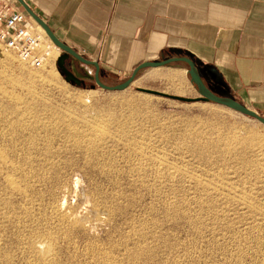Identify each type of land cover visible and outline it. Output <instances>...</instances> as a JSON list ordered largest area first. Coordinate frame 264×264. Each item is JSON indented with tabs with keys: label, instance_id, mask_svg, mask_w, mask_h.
Wrapping results in <instances>:
<instances>
[{
	"label": "rangeland",
	"instance_id": "1",
	"mask_svg": "<svg viewBox=\"0 0 264 264\" xmlns=\"http://www.w3.org/2000/svg\"><path fill=\"white\" fill-rule=\"evenodd\" d=\"M35 25L34 31L39 35ZM47 49L49 52H44ZM51 49L42 38L38 54L44 56L45 61L42 68L36 69L22 62L14 51L0 47V127L3 129L0 128V141L10 137L3 122H25L36 128L37 136L44 135L37 137L40 139L35 143V147L40 150L32 148L37 152L28 150L26 144H20L17 147L18 153H5L15 165L18 163L16 166H21L22 173L27 170L23 174L18 171L11 175L30 196L10 191L7 184L4 185L5 175L0 174V189L4 186L0 190V222L3 220L0 226L5 227L0 228V247L3 246L0 248V264H264V125L214 103H185L140 90H153L185 98L198 97L197 88L191 82L188 68L184 64L146 69L126 90L111 92L95 84L94 69L90 68L89 76L75 60H69L67 66L84 81L83 86L67 82L57 66L62 53ZM131 75L132 72L122 78L104 77L101 81L107 86H116ZM170 76L180 77L183 88L180 84L172 83L168 78ZM94 85L96 88L92 89ZM178 87L183 91L185 88V93H179ZM217 95L226 97L224 93ZM248 108L255 111L252 107ZM94 125L102 127L105 132ZM67 130L82 134L78 138L85 142L84 146H93L89 150V159L87 156L85 158L97 162L94 169L84 168L79 172L76 168L75 173L72 172V168L78 165L76 155L81 158V164L87 161H83L84 153L72 155L63 152L54 161H49L50 154L46 148H59L58 145L62 144L60 136L68 134ZM48 136L54 138L53 142ZM242 143L248 144L244 146ZM0 144L1 147L3 143ZM73 144L69 143V146ZM21 148L24 155L20 152ZM24 149H27L26 152ZM59 161L63 162L61 167L67 164V173L71 178L79 174L82 190L91 192L94 199L96 196L98 203L104 207L112 206L113 203L116 214L113 217L101 211L98 215H101V221L95 222L90 230L70 238V241H64L62 232L60 234L51 228L54 224L48 216L50 214L51 217L48 206L53 203L50 185L44 181L43 184H36L41 176H48L52 165L60 167ZM38 175L40 177L37 178ZM24 183L28 184L27 187ZM39 189L41 191L38 193ZM99 196L103 199L100 200ZM1 203L5 206L2 207ZM254 203L258 205L256 208ZM44 204L48 206L45 208ZM243 204L245 207L248 204V208L243 207ZM11 209L15 212H11ZM7 215L15 217L12 219ZM33 215H36L35 221ZM110 216L112 220L108 219ZM5 218H10L11 226V221ZM40 219L43 223L38 221ZM31 222L33 227L30 226ZM45 225L51 232L53 230L58 241L63 238L58 243L56 236L52 238L53 249L50 254L54 256L48 259L51 257L55 263L48 259L43 261L40 251L33 248V242L43 233ZM33 228L36 230L33 233L38 230L42 232L35 233L36 238L31 232ZM42 240L49 241L44 238ZM53 242H56L55 245ZM69 247L72 249L69 250ZM135 253L139 254V258H134Z\"/></svg>",
	"mask_w": 264,
	"mask_h": 264
},
{
	"label": "crops",
	"instance_id": "2",
	"mask_svg": "<svg viewBox=\"0 0 264 264\" xmlns=\"http://www.w3.org/2000/svg\"><path fill=\"white\" fill-rule=\"evenodd\" d=\"M25 2L63 43L99 63L101 78L185 56L212 92L264 116V0Z\"/></svg>",
	"mask_w": 264,
	"mask_h": 264
},
{
	"label": "bare ground",
	"instance_id": "3",
	"mask_svg": "<svg viewBox=\"0 0 264 264\" xmlns=\"http://www.w3.org/2000/svg\"><path fill=\"white\" fill-rule=\"evenodd\" d=\"M34 24H37V23H34ZM35 27H36V29H37V31L39 32V36L40 37H42L46 42H47V44H48V47H51L52 49L51 50H53V49H55V50H57V52L58 51H60V49L58 48V47H56L53 43H52V41L48 38V36L46 35V33H45V31H44V29L39 25V24H37V25H35ZM50 49V48H49ZM48 50V49H47ZM55 50H53L54 52H55ZM44 52H49V50L48 51H45L44 50ZM47 55H48V53H46ZM49 55H51V52H50V54ZM24 70V69H23ZM89 71H91L90 69H88ZM170 80H171V82L172 83H174V84H180L181 83V79H180V77H178V76H170V77H168ZM167 78V79H168ZM168 79V80H169ZM21 80V79H20ZM18 81V80H17ZM21 83V82H20ZM15 84H17V82L15 83ZM23 84V83H22ZM177 85V86H178ZM181 85V84H180ZM179 85V86H180ZM182 85H183V83H182ZM181 85V87L183 88V86ZM18 86H20V85H18ZM21 86H23V85H21ZM176 86V87H177ZM180 89L179 87L177 88L178 89V92L179 93H185L184 91H185V88H184V91H183V89ZM17 100V99H16ZM21 100V99H20ZM13 104H14V101H13ZM11 106V105H10ZM16 107H18V106H16ZM10 108H13V107H10ZM9 108V109H10ZM12 110V109H11ZM14 110V109H13ZM15 112V111H14ZM12 113H13V111H12ZM16 113H17V111H16ZM16 115H18V113L16 114ZM3 123H5V126L7 127V130H8V139H5V138H3V141H0V142H2L3 143V145L0 147V174H4L5 176H4V181H5V184L3 183V181H1V184L3 183L4 185H6L7 184V186H8V188H10L9 190L10 191H13V192H18L20 195H24L25 197L27 196L26 194H28L29 192H26V189H25V191L24 190H22V187L20 188V186H22V185H20L19 186V182H17L16 181V179H14V175L12 176L11 174H12V172H14L13 174H15V172H17V173H19L18 171H21L22 169H20V167L21 166H16L15 165V163L11 160V159H9L8 157L9 156H6V151H11V152H15V151H17V147H18V145H20V144H26V145H28V147L27 146H25L28 150H34V149H32V148H34L37 144H35L36 143V141L37 140H39L40 138H38L37 139V137H41V136H44V135H39V136H37V130H36V128H34L32 125H30V124H27V123H25V122H3ZM0 125H2V124H0ZM68 126H70V125H68ZM95 126V125H94ZM103 126V125H102ZM4 127V126H3ZM45 127V126H44ZM98 127L99 126H95V128H97L98 129ZM1 128V127H0ZM49 128V127H48ZM55 128V127H54ZM2 129V128H1ZM47 128H45V130H46ZM53 129V128H52ZM51 129V130H52ZM102 129V127L100 128L99 127V130H101ZM105 129V128H104ZM3 130V129H2ZM6 130V131H7ZM51 130H48V132L49 131H51ZM69 130H71V129H69ZM69 130H67L68 131V134H66L65 133V135H63V137L62 136H60L61 137V142L60 143H62V144H59L58 146H59V148H57L56 150L54 149L55 147H51V146H49L48 148H46L47 149V153L48 154H50V156H49V158H46V160L47 159H49V161H54V159L56 158V156H58V157H60L59 155L61 154V153H67V154H72V155H75L76 153H80L81 155L84 153V156H82V157H84V160L83 161H85V159H87V158H85L86 156L88 157L89 155H91V154H89V150H92L93 149V146H91V147H89V145H87V146H84V144H85V142H83L81 139H79L78 137L80 136V135H82V134H75L74 132H72V131H74V130H72V131H69ZM103 130V129H102ZM52 131H54V130H52ZM58 131V130H57ZM77 131V130H76ZM95 130H93V132H94ZM104 131V130H103ZM44 132V131H43ZM79 132V131H78ZM92 132V131H91ZM105 132V131H104ZM100 133V132H99ZM99 133H98V135H99ZM4 134V133H3ZM44 134H45V132H44ZM51 134V133H50ZM49 134V136H51ZM92 134H94V133H92ZM5 136H6V134H4ZM4 135H2V136H4ZM46 135H47V133H46ZM79 135V136H78ZM97 135V136H98ZM48 136V137H49ZM53 136V135H52ZM88 136V135H87ZM96 136V137H97ZM47 137V138H48ZM55 137H56V135H55ZM90 137H91V135H90ZM93 137V136H92ZM94 137H95V135H94ZM44 138V137H43ZM50 138V141L51 142H53L52 140L54 139L53 137H49ZM56 138H58V137H56ZM81 138H82V136H81ZM235 138V137H234ZM88 139V138H87ZM0 140H2L1 138H0ZM44 140H46V139H44ZM58 140V139H57ZM49 141V140H48ZM47 141V142H48ZM96 141V140H95ZM103 141V140H102ZM101 141V142H102ZM252 141V140H251ZM38 142V141H37ZM59 142V141H58ZM74 142V144L71 146H69V143L71 144V143H73ZM86 142H88L87 140H86ZM93 142V141H92ZM97 142V141H96ZM248 142V141H247ZM45 143V142H44ZM50 143V142H49ZM94 143V142H93ZM249 143V142H248ZM248 143H245V144H248ZM53 144V143H52ZM88 144H90V143H88ZM94 144H96V143H94ZM242 144H244V143H242ZM245 144H244V146H245ZM1 145V144H0ZM39 145V144H38ZM45 145V144H44ZM47 146L49 145V144H46ZM97 145V144H96ZM98 145H100V144H98ZM204 145V144H203ZM249 145H250V143H249ZM53 146V145H52ZM95 146V145H94ZM22 147H23V145H22ZM25 147H23V148H25ZM46 147V146H45ZM96 147V146H95ZM102 146L100 145V148H101ZM20 148V147H19ZM35 148H37V147H35ZM41 148V147H40ZM102 148H104V147H102ZM27 149H24L25 150V152H26V150ZM45 149V150H46ZM98 149V148H97ZM19 150V149H18ZM22 150V148L20 149V152H23V151H21ZM30 150V151H31ZM37 150L39 151L40 149L39 148H37ZM44 150V149H43ZM98 150H100V149H98ZM98 150H96V151H98ZM101 150H103V149H101ZM104 150H105V148H104ZM103 150V151H104ZM202 150V149H201ZM35 151V150H34ZM78 151V152H77ZM102 151V152H103ZM10 152V153H11ZM14 152H13V154H14ZM35 152H37V151H35ZM34 152V153H35ZM41 152V151H40ZM45 152V151H44ZM44 152H41V153H44ZM88 152V153H87ZM91 152V151H90ZM99 152V151H98ZM101 152V151H100ZM105 152H106V150H105ZM6 153V154H5ZM17 153H18V151H17ZM32 153V152H31ZM33 153V154H34ZM46 153V154H47ZM93 153V152H92ZM107 153V152H106ZM105 153V154H106ZM94 155H97L98 156V154H95V153H93ZM92 154V155H93ZM103 154V153H102ZM23 155H24V152H23ZM26 155V154H25ZM79 155V154H78ZM93 155V156H94ZM19 156H20V154H19ZM109 156V155H108ZM23 157V156H22ZM47 157V156H46ZM91 157V156H90ZM105 157V156H104ZM23 158H25V157H23ZM32 158V157H31ZM76 160L78 161V165L79 164H81V158L79 159L78 158V156L76 155ZM98 158H100V157H98ZM97 158V159H98ZM102 158V157H101ZM88 159H89V157H88ZM87 159V161L85 162V163H82L80 166H76L75 165V167L74 168H72V172H74L75 170H76V168H77V170H79V172H82V170H84V168H87V169H89V168H95L96 167V165L97 164H95V163H97L96 161H94V159H92V160H88ZM104 159H106V158H104ZM107 159H109V158H107ZM27 160H29V159H27ZM58 160V159H57ZM56 162H58V161H56ZM24 163H25V161H24ZM33 163V162H32ZM50 163V162H49ZM49 163H46V164H48L49 165ZM59 163H60V161H59ZM63 163V162H62ZM62 163H60V167H57V166H55V165H50L51 166V169H50V172L48 173V176H47V174H45L44 175V177L43 176H41L42 178L41 179H37L39 182L38 183H36V184H39V183H41L42 182V184H43V181L45 182V183H47L48 185H50L49 187V189H50V196L52 197V201H53V203H51V206H48L47 204H44L45 205V208H46V205L48 206V207H50V209H49V211L51 212V217H50V214L48 215L49 216V218L51 219L52 218V221H50L52 224H54L53 225V227H51L52 229H55V231L57 230L60 234H61V232H62V237L64 238V241H65V239H66V241H70V238H72V237H74V236H78L80 233H84L85 231H88V230H90L91 228H92V226H94V223L95 222H97L98 223V221L100 220V218L98 217V215L100 214V212L102 211V212H107V214L109 215V213H110V215L111 216H113L114 217V215H116V214H114V209H113V203H112V206H106V207H104V206H102L100 203H98L97 201H96V199H97V197L95 196V198L96 199H94V197H93V194L91 193V192H84L82 189V185H81V181L79 180V174H74V176L71 178L69 175L70 174H68L67 172H68V166H67V164H64V167H61L62 166ZM64 163H66V162H64ZM27 164V163H26ZM57 164V163H56ZM77 164V163H76ZM23 165V164H22ZM28 165V164H27ZM31 165V164H30ZM33 165V164H32ZM23 166H25V165H23ZM43 166H45V164L43 165ZM42 166V168H44ZM18 167V168H17ZM28 167V166H27ZM79 167V168H78ZM23 168V167H22ZM29 169H31V168H29ZM66 169V170H65ZM40 170V169H39ZM38 170V171H39ZM41 170H43V169H41ZM47 170V169H46ZM25 171V170H24ZM27 171V170H26ZM25 171V172H26ZM25 172H23V173H25ZM30 172V171H29ZM32 172V171H31ZM168 172V171H167ZM21 173H22V171H21ZM22 173V174H23ZM46 173H47V171H46ZM64 173H67V175L65 174L64 175ZM75 173V172H74ZM30 174V173H29ZM39 174H41V173H39ZM42 174H44V172L42 173ZM41 174V175H42ZM173 174V173H172ZM17 175V174H16ZM19 175H21V174H19ZM26 175V174H25ZM25 175L23 176V177H25ZM37 175V174H36ZM69 176V177H68ZM29 177V176H28ZM32 177V176H31ZM36 177V176H35ZM38 177H40L39 175L37 176V178ZM15 178H17V177H15ZM20 178H21V176H20ZM34 178V177H33ZM175 178V177H174ZM29 179H32V178H29ZM46 179H48V180H46ZM19 180V179H18ZM21 180V179H20ZM19 180V181H20ZM35 180H36V178H35ZM24 181H26L25 180V178H24ZM33 181V180H32ZM31 181V182H32ZM22 182V181H21ZM29 182V181H28ZM23 183V182H22ZM26 183V182H25ZM25 183L23 184V185H25ZM30 183V182H29ZM35 183V182H34ZM33 183V184H34ZM41 184V185H42ZM46 184V185H47ZM26 185H28V184H26ZM25 185V186H26ZM35 185V184H34ZM40 185V184H39ZM39 185H38V187H39ZM3 186V185H2ZM25 186H24V188H25ZM4 187V186H3ZM2 187V188H3ZM27 187V186H26ZM29 187V186H28ZM30 187H31V185H30ZM29 187V188H30ZM35 187V186H34ZM38 187L36 188V189H38ZM44 187V186H43ZM46 187V186H45ZM2 188L0 189L1 191H2ZM5 188H7V187H5ZM8 188H7V190H8ZM41 188V187H40ZM4 189V188H3ZM49 189H48V191H49ZM207 189V188H206ZM206 189H204V191L206 190ZM208 189H209V187H208ZM7 190H3V191H7ZM27 190H29V189H27ZM31 190H32V188H31ZM33 191V190H32ZM41 190L39 189V191H38V193L40 192ZM207 191V190H206ZM205 191V192H206ZM4 192V193H5ZM210 192V191H209ZM31 193V192H30ZM207 193V192H206ZM2 195H4L3 193H1ZM6 194V193H5ZM7 194H8V192H7ZM13 194H15V193H13ZM42 194V193H41ZM40 194V195H41ZM46 194H47V192H46ZM210 194V193H209ZM12 195V194H11ZM29 195V194H28ZM35 195V194H34ZM95 195V194H94ZM30 196V195H29ZM36 196H37V193H36ZM36 196H34V197H36ZM39 196V195H38ZM112 196V195H111ZM111 196H109L110 198H111ZM209 196V195H208ZM12 197H14V195L12 196ZM17 197V196H16ZM33 197V196H32ZM33 197V198H34ZM40 197V196H39ZM47 197V196H46ZM100 197V196H99ZM107 197V196H106ZM113 197V196H112ZM115 197H117V196H115ZM114 197V198H115ZM214 197V196H213ZM2 198H3V196H2ZM7 198V200H9V198L8 197H6ZM37 198V197H36ZM101 198V197H100ZM99 198V199H100ZM108 198V197H107ZM216 198V197H215ZM14 199V198H13ZM23 199V198H22ZM35 199V198H34ZM43 199H45V198H42V200ZM48 199V198H47ZM50 199V198H49ZM74 199V202H71V200H73ZM103 198H101L100 200H102ZM113 199V198H112ZM118 199V198H117ZM120 199V198H119ZM211 199H213V198H211ZM4 200V199H3ZM6 200V201H7ZM12 200V199H11ZM11 200H10V202H11ZM32 200V199H31ZM41 200V199H40ZM106 200V199H105ZM110 200V199H109ZM108 199H107V201H109ZM115 200V199H114ZM209 200H210V198H209ZM215 200V199H214ZM214 200H211V201H214ZM217 200V199H216ZM215 200V201H216ZM243 200H245V199H243ZM246 200H248V199H246ZM20 201V203H21V200H19ZM45 201V200H44ZM47 201V200H46ZM45 201V202H46ZM49 201V200H48ZM47 201V202H48ZM104 201V200H103ZM1 202H3L2 201V199H1ZM23 202V201H22ZM35 202V201H34ZM33 202V203H34ZM44 202V203H45ZM51 202V201H50ZM102 202V201H101ZM116 202V201H115ZM243 202V201H242ZM247 202V201H246ZM245 202V203H246ZM28 203V202H27ZM41 203V202H40ZM106 203V202H105ZM109 203V202H108ZM108 203H106V204H108ZM111 203V202H110ZM117 203V202H116ZM115 203V204H116ZM21 204H24V203H21ZM104 204V203H103ZM105 204V205H106ZM255 204V203H254ZM9 205H10V203H9ZM28 205V204H27ZM32 205V204H31ZM248 205V204H247ZM246 205V207L244 206V204H243V207H245V208H248V206ZM252 205V204H251ZM250 205V207H252ZM1 206L2 207H4L3 205H2V203H1ZM28 206H30V205H28ZM40 206L41 205H39L38 207L40 208ZM43 206V205H42ZM256 206H258L257 204H255V208H256ZM21 207V206H20ZM25 207H26V205H25ZM12 208H13V204H12ZM16 207H14L13 209H15ZM32 208V207H31ZM44 208V207H43ZM258 208H260L261 209V207H258ZM5 209V208H4ZM25 209V208H24ZM27 209V208H26ZM42 209V208H41ZM9 210H10V208H9ZM21 210V209H20ZM23 210V209H22ZM21 210V211H22ZM259 210V209H258ZM262 210V209H261ZM12 211H14L15 212V210H12L11 209V212ZM26 211H28V210H26ZM40 211V210H39ZM39 211H38V213H39ZM42 211V210H41ZM44 211V210H43ZM249 211H254V210H250L249 209ZM257 211V210H256ZM256 211L254 212V213H256ZM7 212H9V211H7ZM19 212V211H18ZM31 212V211H30ZM30 212H26L25 214H27V213H30ZM258 212H260V211H258ZM0 213H1V211H0ZM34 213V212H33ZM41 213V212H40ZM47 213V212H46ZM119 213V212H118ZM250 213V212H249ZM252 213V212H251ZM253 213V214H254ZM260 213H263V211L262 212H260ZM5 214H6V212H5ZM37 214V213H36ZM42 214H43V212H42ZM41 214V215H42ZM105 214V213H104ZM30 214H28V216H29ZM40 215V216H41ZM255 215V214H254ZM7 216H9V215H7ZM36 215H33V220H34V217H35ZM44 216H45V214H44ZM103 216V215H102ZM110 216V217H111ZM255 216H259V214L258 215H255ZM9 217H15V215L14 216H9ZM39 216H37V218H38ZM46 217H47V215H46ZM106 217V216H105ZM2 218V217H1ZM32 218V217H31ZM37 218H35L36 219V222H37ZM42 218V217H41ZM45 218V217H44ZM102 218H104V217H102ZM263 218V217H262ZM261 218V219H262ZM6 219V218H5ZM4 219V220H5ZM13 219V218H12ZM18 218H16V220H17ZM49 219V220H50ZM107 219V218H106ZM108 219H110V220H112V217L111 218H109L108 217ZM6 220H10V218L8 219H6ZM6 220L4 221V223L6 222ZM21 221H22V219H20ZM24 220V219H23ZM33 220H32V222H33ZM46 220H47V218H46ZM45 220V221H46ZM3 221V220H2ZM1 221V222H2ZM11 221V220H10ZM20 221V222H21ZM35 221V220H34ZM39 222L41 221V219L40 220H38ZM44 221V220H43ZM101 221V220H100ZM259 221V220H258ZM261 221H263V219L261 220ZM0 222V223H1ZM9 222V221H8ZM14 222V221H13ZM19 222V223H20ZM32 222H31V224H30V226L32 225ZM36 222H34V223H36ZM42 222V221H41ZM108 222H110V221H108ZM112 222V221H111ZM256 222V221H255ZM260 222V221H259ZM10 223H12V221L11 222H9V224ZM16 223V222H15ZM22 223H23V221H22ZM21 223V224H22ZM43 223V222H42ZM45 223V222H44ZM103 223H105V222H103ZM264 223V222H263ZM262 223V226H264V224ZM8 224V225H9ZM26 224V223H25ZM28 224V223H27ZM106 224V223H105ZM256 224V223H255ZM2 225V224H1ZM19 225V224H18ZM17 225V226H18ZM23 225V224H22ZM22 225H20V226H22ZM34 225V224H33ZM33 225H32V227H33ZM40 225H44V224H40ZM96 225V224H95ZM258 225H259V223H258ZM257 225V226H258ZM10 226H11V224H10ZM26 226V225H25ZM25 226H24V228H25ZM28 226V225H27ZM36 226V225H35ZM34 226V227H35ZM50 226H52V225H50ZM256 226V227H257ZM13 227H16V226H13ZM37 227V226H36ZM35 227V228H36ZM41 227V226H40ZM96 227V226H95ZM259 227H260V225H259ZM0 228L1 229H3V228H5V227H3L2 228V226H0ZM9 228V227H8ZM20 228V227H19ZM23 228V227H22ZM28 228H29V226H28ZM35 228H33V230H31V232L32 231H36V230H34ZM38 228V227H37ZM18 229V228H17ZM27 229V228H26ZM31 229V228H30ZM21 230V229H20ZM42 230V229H41ZM51 229L50 228H48L46 225L44 226V229H43V233L42 232H40V230H38L40 233H42V234H39L38 236H37V240L35 239L36 237H35V233H38V231L37 232H35V233H33V235H34V240H36V241H32L33 242V248L35 247V249H38V251H40V253L41 254H39V255H41V257L40 256H38V257H40L43 261H46L47 259H48V257L49 256H51V251H52V246H53V244L51 243L52 242V238L54 239V237H55V239L57 238V235H55V234H53L52 232H53V230H52V232L50 231ZM6 231H7V229H6ZM17 231V230H16ZM19 231V230H18ZM23 231V230H22ZM61 231V232H60ZM29 233H30V231H28ZM57 232V233H58ZM1 233V232H0ZM6 233V232H5ZM20 233V232H19ZM24 233V232H23ZM25 233H27V232H25ZM31 233V234H32ZM58 233V234H59ZM21 235H22V232L20 233ZM30 234V235H31ZM4 235V234H3ZM20 235V236H21ZM2 236V235H1ZM0 236V237H1ZM29 236V235H28ZM27 236V237H28ZM32 236V235H31ZM46 236V237H45ZM22 237H24V236H22ZM21 237V238H22ZM38 237H39V239H38ZM262 237V236H261ZM260 237V238H261ZM16 238H18V237H16ZM44 238V240H49V241H43L42 239ZM63 238H60V240L61 239H63ZM148 238V237H147ZM18 239H20V238H18ZM4 240V239H3ZM17 240V239H16ZM22 240H23V238H22ZM31 240H33L32 239V237H31ZM57 240V239H56ZM56 240H54V241H56ZM59 240V241H60ZM9 241V240H8ZM15 240H13V242H14ZM20 241H21V239H20ZM29 241V240H28ZM58 240H57V243L59 242ZM63 241V242H64ZM261 241H263V239L261 240ZM23 241H21V243H22ZM73 242V241H72ZM2 243V242H1ZM15 243V242H14ZM54 243V245H55V243L56 242H53ZM68 243V242H67ZM11 244V243H10ZM69 244H70V242H69ZM16 244H14V246H15ZM20 245V244H19ZM18 245V246H19ZM56 245H58V244H56ZM72 245V244H71ZM31 246V245H30ZM30 246H28V249L30 248ZM67 246V245H66ZM264 246V245H263ZM1 247H3V246H1ZM0 247V248H1ZM17 247V246H16ZM32 247V246H31ZM55 247V246H54ZM57 247V246H56ZM72 247V246H71ZM71 247H69L70 249L69 250H71L72 248ZM125 247H127V246H125ZM148 247V246H147ZM5 248H6V246H5ZM21 248H22V244H21ZM25 248V247H24ZM23 248V249H24ZM92 248V247H91ZM140 248H141V250H142V247L140 246ZM16 249V248H15ZM22 249V250H23ZM28 249H26V250H28ZM57 249V248H56ZM90 249V248H89ZM94 249V248H93ZM127 249V248H126ZM149 249V248H148ZM7 250V249H6ZM18 250V249H17ZM31 250H33V249H31ZM54 250H55V248H54ZM68 250V249H67ZM151 249H149V251H150ZM2 251V250H1ZM34 251V250H33ZM145 251V250H144ZM143 251V252H144ZM7 252V251H6ZM27 252V251H26ZM34 252H36V251H34ZM132 252H134V251H132ZM29 253H31V251L29 252ZM33 253V252H32ZM31 253V254H32ZM54 253V252H53ZM52 253V254H53ZM95 253V252H94ZM127 253V252H126ZM8 254V253H7ZM34 254V253H33ZM131 254V253H130ZM146 254V253H145ZM149 254V253H148ZM129 255V254H128ZM144 255V254H143ZM52 256H54V255H52ZM51 256V257H52ZM51 257L48 259L49 260V262L50 261H52L51 260ZM56 257V256H55ZM105 257V256H104ZM130 257H132V256H130ZM141 257V256H140ZM148 257V256H147ZM6 258H8V257H6ZM53 258V257H52ZM96 258V257H95ZM106 258V257H105ZM134 258H139V254L138 253H135V256H134ZM39 259V258H38ZM56 259V258H55ZM54 259V260H55ZM94 259V258H93ZM148 259V258H147ZM10 260V259H9ZM109 260V259H108ZM143 259H141V261H142ZM144 260H146V259H144ZM57 261V260H56ZM138 261V260H137ZM40 262H42L41 260H40ZM53 262V261H52ZM58 262V261H57ZM56 262V263H57ZM47 264V262H43V264ZM53 263H55V262H53ZM92 263V262H91ZM108 263V262H107ZM142 263V262H141ZM50 264V263H49ZM57 264H59V263H57Z\"/></svg>",
	"mask_w": 264,
	"mask_h": 264
},
{
	"label": "water",
	"instance_id": "4",
	"mask_svg": "<svg viewBox=\"0 0 264 264\" xmlns=\"http://www.w3.org/2000/svg\"><path fill=\"white\" fill-rule=\"evenodd\" d=\"M19 4L23 7V9L28 13V15L37 23L39 24L45 31L46 35L48 38L52 41V43L58 47L61 51V56L58 59L57 66L61 73L64 75V79L67 82H73L76 84V86L81 87L83 86L84 81L80 79L77 75H75L72 71H70L67 66L66 62L68 60H75L79 62L83 67L87 68L85 71L86 73L91 76L90 71L88 68L94 69V82L95 84L100 87L101 89L115 92V91H124L127 88H129L134 81L137 79L138 75L150 68H162V67H167L171 66L174 64H184L187 66L188 74L190 75L191 82L196 86L197 91L199 96L196 98H185L181 96H171L168 94H164L161 92L153 91V90H145V89H140L142 92L156 95V96H161L173 100H177L180 102H185V103H197V102H209V103H214L223 107H226L228 109H231L233 111H236L242 115H245L247 117L253 118L260 122L261 124L264 125V117L261 116L258 112L253 111L246 107L245 105L241 104L240 102L236 101L233 98L230 97H222L214 92H212L205 84L197 64L195 61L189 57H172V58H167L161 61H155V62H144L137 66L134 71L132 72V75L123 83L116 85V86H107L101 81V68L99 63L95 61L88 60L81 56L79 53H77L75 50H73L71 47L63 43L51 30L49 25L42 20L37 14L33 12V10L27 5L25 0H17ZM96 86H92V89H95Z\"/></svg>",
	"mask_w": 264,
	"mask_h": 264
},
{
	"label": "built area",
	"instance_id": "5",
	"mask_svg": "<svg viewBox=\"0 0 264 264\" xmlns=\"http://www.w3.org/2000/svg\"><path fill=\"white\" fill-rule=\"evenodd\" d=\"M18 4L17 0H0V47L14 51L22 62L40 69L45 61L38 54L42 37L34 31L28 13L17 8Z\"/></svg>",
	"mask_w": 264,
	"mask_h": 264
},
{
	"label": "flooded vegetation",
	"instance_id": "6",
	"mask_svg": "<svg viewBox=\"0 0 264 264\" xmlns=\"http://www.w3.org/2000/svg\"><path fill=\"white\" fill-rule=\"evenodd\" d=\"M69 61V60H68ZM68 61L66 62V66H67V63H68ZM67 68L69 69V67L67 66Z\"/></svg>",
	"mask_w": 264,
	"mask_h": 264
}]
</instances>
